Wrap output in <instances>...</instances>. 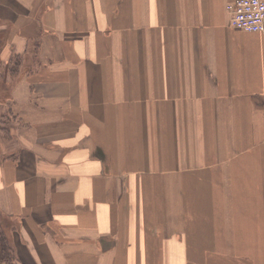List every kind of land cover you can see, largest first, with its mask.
I'll list each match as a JSON object with an SVG mask.
<instances>
[{
    "label": "crops",
    "instance_id": "obj_1",
    "mask_svg": "<svg viewBox=\"0 0 264 264\" xmlns=\"http://www.w3.org/2000/svg\"><path fill=\"white\" fill-rule=\"evenodd\" d=\"M234 1L0 0L25 264H264V34Z\"/></svg>",
    "mask_w": 264,
    "mask_h": 264
},
{
    "label": "rangeland",
    "instance_id": "obj_2",
    "mask_svg": "<svg viewBox=\"0 0 264 264\" xmlns=\"http://www.w3.org/2000/svg\"><path fill=\"white\" fill-rule=\"evenodd\" d=\"M230 25V24H229ZM13 67V76H18L23 72V65L21 62H16ZM2 81V80H1ZM8 88L4 84H0V96L8 95L6 92ZM0 103V167L2 163L8 159L9 157L16 158V151L11 152V150L15 147L14 140L12 135H16L15 133V124L17 123V118L13 116L12 112H8L9 110L6 109L5 103L1 106ZM14 129V130H13ZM0 231L2 232L0 244V264H25L18 252L17 247L14 243V240L19 242V234H20V221L18 219H12L5 213L3 210L0 209ZM7 240L9 246L13 250V254L9 253L4 241ZM15 238V239H14ZM5 258V262L3 259Z\"/></svg>",
    "mask_w": 264,
    "mask_h": 264
},
{
    "label": "built area",
    "instance_id": "obj_3",
    "mask_svg": "<svg viewBox=\"0 0 264 264\" xmlns=\"http://www.w3.org/2000/svg\"><path fill=\"white\" fill-rule=\"evenodd\" d=\"M230 27L264 34V0H236L227 6Z\"/></svg>",
    "mask_w": 264,
    "mask_h": 264
},
{
    "label": "trees",
    "instance_id": "obj_4",
    "mask_svg": "<svg viewBox=\"0 0 264 264\" xmlns=\"http://www.w3.org/2000/svg\"><path fill=\"white\" fill-rule=\"evenodd\" d=\"M16 62H20V61L17 59V60H15V62H11V63L7 66V68L4 69L5 72H6V73H10L9 70L13 72L12 69H13V67L15 66L14 64H15ZM8 69H9V70H8ZM10 74H13V73H10ZM1 235H2V232L0 231V242L2 243V241H1ZM2 240L4 241V243H5L6 247H7V249L9 250V253H10L11 255H14V254H13V250H12V248L9 246L7 240H4V238H3ZM1 243H0V244H1ZM3 262H5V258L3 259Z\"/></svg>",
    "mask_w": 264,
    "mask_h": 264
}]
</instances>
